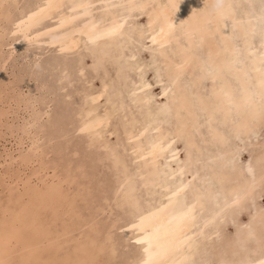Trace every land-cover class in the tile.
Returning <instances> with one entry per match:
<instances>
[{"label": "bare ground", "instance_id": "bare-ground-1", "mask_svg": "<svg viewBox=\"0 0 264 264\" xmlns=\"http://www.w3.org/2000/svg\"><path fill=\"white\" fill-rule=\"evenodd\" d=\"M123 1L126 2L124 7L130 11L138 5V0ZM247 1L249 3L250 0ZM64 2L65 0H46L29 18L28 30L44 14L58 9ZM96 2L97 0H77L76 5L78 8L90 9L89 6ZM142 2V7L150 4V0ZM118 3L104 2L100 12L98 11L99 15L95 14L96 16L86 20L78 33L71 34L64 45L67 50L74 51L80 46L82 39L88 36L92 43L102 48L103 53L116 57L118 70H121L123 63H128L137 72V78L128 89L130 102L127 106H134L142 111L143 118L137 117L134 111L124 117L129 124L126 134L131 139L132 150L136 156L142 158L143 163L138 165L139 172H125L126 178L120 182L125 188L117 200L121 202L123 198L130 199L136 194V175L142 178L141 182L146 185L145 188L151 190V194H158L157 202L151 204L147 217L135 224L136 231L141 233L143 249V256L137 264H196V253L219 231V221L225 218L230 208L236 206V210L238 208L237 211L240 212L242 207L246 208L244 203L249 200L255 202V195H258L255 190L264 179V167L255 175L251 163L242 165L241 170L237 165L240 152L245 147L242 141L252 138L258 127L264 124V16H257L256 9L255 14L244 10L243 16L238 15V3L235 5L234 0H156V3L149 5L151 7L145 26H140L136 34L141 37L146 30L152 32L156 50L167 71L166 83L163 79L164 73L162 78L150 80L147 76L148 64L138 59V51L134 49L136 45L133 43L128 46L133 40L129 33L133 27L131 30L126 28V16H117L113 11ZM249 4L252 5L251 2ZM254 6L253 0L252 11ZM64 14L68 15L66 12ZM235 29L237 35L243 39V43L240 39L243 50L233 39ZM256 31H259L256 36H261L262 33L258 44L252 41V35ZM173 42L175 45L170 49ZM127 46L129 51H125ZM200 47L205 52L204 56L199 52ZM241 50L246 55H241ZM244 56H247L246 62L243 60ZM186 73L192 77L193 81H190L193 85L188 86L183 82ZM206 76L211 81V88H208L210 92L205 95L196 89L197 92L193 94L190 88L196 85L199 88ZM110 82L112 84L111 80ZM154 85H159L158 91H153ZM108 86L109 83L104 81L100 90L89 96L90 106L85 110L84 121L80 127L82 131L91 133V138L103 140L101 144L105 147L109 142L107 130L112 118L121 108L126 107L120 100L117 101L118 104L112 102L111 106L108 104L100 111L96 102L104 97ZM107 103L109 102L106 105ZM168 113L175 117L172 128L163 125V119ZM203 115L205 119L201 120ZM203 125L208 128L207 133L202 131ZM149 130L155 131L148 136ZM239 134L245 135L241 137L242 141L233 142ZM177 139L186 143L184 155L181 154L184 149H180ZM35 141V145L39 143L38 140ZM201 142L214 148L206 153L205 148L208 146ZM262 153L264 151L258 156V161L264 160ZM117 158L118 161L122 160L119 155ZM202 159L204 163L200 169L192 167ZM133 161L135 163V159ZM45 168L33 175H26L24 179L18 176L16 182L23 184L19 195L20 204L3 207L0 212V264H91V252L86 244L80 247L82 255L76 253V249L69 258L60 259L51 252L45 255L50 249L58 251L60 241L53 236L43 216L44 211L52 208L56 214L67 198L64 186L66 182H63L65 179L58 180L55 172L47 173L43 177L41 174ZM246 171H249L250 177L245 176ZM36 177L38 182L36 180L33 183ZM27 195L32 198L25 201ZM254 216L256 217L252 219L251 229H248L245 237L257 236L258 244L253 247V251L261 248V254L256 259L248 258L240 264H264V210L258 209Z\"/></svg>", "mask_w": 264, "mask_h": 264}, {"label": "rangeland", "instance_id": "rangeland-1", "mask_svg": "<svg viewBox=\"0 0 264 264\" xmlns=\"http://www.w3.org/2000/svg\"><path fill=\"white\" fill-rule=\"evenodd\" d=\"M76 1L65 0L58 9L44 14L28 30L29 18L46 3V0H0V212L3 207H15L20 204L19 195L23 190V184L16 182L18 176L26 178L34 172H40L46 166V170L44 169L41 175L46 177L47 173L55 172L58 180L65 179L63 182L67 183H64L67 198L64 199L65 202H62L64 206L56 214L53 213L52 208H48L47 212L44 211L43 216L53 236L60 241L58 251L50 249L45 255L52 253V255H58L60 259L69 258L75 249L76 253L82 255L80 247L86 244L85 246L90 248L91 259L88 261L91 264H137L143 256V249L141 233L136 231L135 224L147 217L149 208L151 204L157 202L158 195L151 194V190L145 188L146 185L141 182L142 178L136 175L138 189L135 191L136 194H133L135 198H132L133 196L130 199L125 198L126 200L123 198L121 202L117 200L125 188L120 183L126 178L125 172L137 173L138 165L143 163L142 158L136 156L132 150L131 139L126 134L129 124L124 117L134 111L137 117L143 118L142 111H138L133 105L134 108L127 106L130 102L128 89L137 78V72L128 63H123L121 70H118L116 57L103 53L102 48L92 43L88 36L82 39L80 46L74 51L67 50L64 43L71 34L78 33L86 20L99 15L104 2L118 3L120 1L113 11L117 16H126V28L131 30L133 27L129 32L133 40L128 46H132L133 43L136 45L134 49L138 51V59L148 64L147 76L150 80L162 78L164 73L163 79L167 83L168 76L165 75L167 71L164 63H161V56L156 50L152 32L146 30V33L139 36L140 38L136 34L142 26H145L148 10L151 7L149 5L156 3V0H150V4L144 7L141 6L142 0H138V5L131 11L124 7L126 2L123 0H97L94 5L89 6L90 9L78 8ZM250 2L252 5L249 4ZM235 3L239 4L236 7L238 15L243 16L244 10H250L252 14L264 16V0H254L253 11V0L249 3L247 0H234ZM258 6L262 8L263 11L260 10L262 13ZM254 10L258 13H254ZM64 12L68 15L66 16ZM235 31L237 30H234L236 39H233L242 49L243 39ZM256 33L259 31L253 33L252 41L258 44L262 39V33L261 36L259 34L256 36ZM174 45L173 42L169 48L171 49ZM128 46L125 51L130 50ZM201 48L199 52L204 56L205 52ZM242 50L241 55L244 54ZM244 57L243 60L246 62L247 56ZM152 60L155 62H151ZM187 75H184L183 82L188 86L193 85L192 77L188 75L189 78H187ZM207 78V76L203 78L199 88V85L190 88L192 93H195L197 89L207 95L210 92L208 88H211V81ZM104 81L109 83V89L100 102H96L100 106V111H103L108 104L111 106L112 102L118 104L117 101L120 100L129 109L121 108L112 118L107 130L109 141L107 147L102 145L103 140L97 141L91 138V133L80 129L85 110L90 106L89 96L96 94ZM235 82L238 84L236 80ZM158 90L159 85H154L153 91ZM107 101L109 103L106 105ZM174 118L171 113H168L163 119V125L172 128L175 123ZM204 119L205 116H201V120ZM263 125L258 127L252 138H245L242 141L241 137L245 135L239 134L237 139L232 140L245 143V147L240 152V161L237 163L239 170L246 163H251L255 175L263 169L264 160H257L264 151ZM207 130L206 125H203L202 131L207 133ZM154 131L149 130L147 135H152ZM35 140L39 142L36 145ZM176 142L181 150L184 149L181 152L184 155L186 143L182 139H177ZM201 144L208 146V143L201 142ZM213 148L214 146L206 147V153ZM118 155L122 160L118 161ZM203 163L202 159L192 167L200 169ZM245 174V176H251L249 171ZM36 180L38 182L37 177L34 178L33 183H36ZM255 191L258 192V195H255V202L252 203L249 200L244 203L246 208L242 207L240 212L237 211L238 208L236 210V206L227 211L225 218L219 221L218 234L207 240L196 253L194 258L196 264H240L248 258L256 259L261 254V248L253 251V247L258 244L257 236L245 237V234L248 229H251L252 219L256 217L254 215L257 210L260 208L264 210V179ZM29 198L32 196H25V201ZM135 202L137 204H134Z\"/></svg>", "mask_w": 264, "mask_h": 264}]
</instances>
